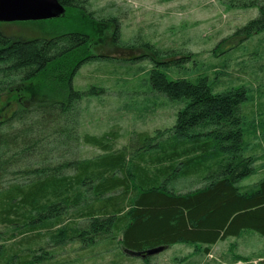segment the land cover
I'll list each match as a JSON object with an SVG mask.
<instances>
[{
    "label": "trees",
    "instance_id": "16d2710c",
    "mask_svg": "<svg viewBox=\"0 0 264 264\" xmlns=\"http://www.w3.org/2000/svg\"><path fill=\"white\" fill-rule=\"evenodd\" d=\"M58 1L66 8L63 18L72 19L76 31L27 41L0 30V101L8 94L20 106L6 120L1 112L7 107L0 108V226L5 228L0 231L4 241L0 264L43 263L50 254L43 247L38 249L40 256L27 249L24 258L7 257L5 244L36 233L23 243L32 247L45 236L41 230L49 233L55 248L78 243L89 249L114 242L119 235L123 251L135 256L180 243L210 247L239 238L246 230L264 237V180L251 192L238 186L256 173L253 160L242 156L241 106L246 91L213 94L206 78L195 83L172 81L161 69L178 61L161 59L158 50L144 44L141 47L151 53L122 60L149 59L154 64L150 75L154 92L187 101L170 136L140 134L130 149L120 151H114L110 136L80 137L78 105L85 94L74 88L77 73L89 62L113 60L116 55H93L91 44L102 34L104 22L88 13V0ZM245 6L259 8V17L223 42L237 40L231 48L264 32V6L255 2ZM111 23L113 43L119 46L118 21ZM89 93L95 95L96 89ZM82 142L105 155L58 160L56 150L63 158ZM152 151L154 156L148 155ZM219 156L227 162L205 167ZM16 167L20 170H13ZM203 168L211 172L204 189L178 194L166 187L173 174L194 175ZM18 176L23 182L6 181ZM70 211L84 220L83 225L64 222ZM141 258L143 264H151V256Z\"/></svg>",
    "mask_w": 264,
    "mask_h": 264
},
{
    "label": "rangeland",
    "instance_id": "374dc122",
    "mask_svg": "<svg viewBox=\"0 0 264 264\" xmlns=\"http://www.w3.org/2000/svg\"><path fill=\"white\" fill-rule=\"evenodd\" d=\"M251 2L264 6V0H88V13L104 22L99 36L102 41L95 37V43L91 44L93 55H116L117 60L89 62L78 71L74 88L85 94L78 105L79 136H110L114 151L130 149L132 139L140 134L154 137L163 133V139L170 136L169 132L187 101H172L154 92L150 83L154 64L149 59L133 63L122 60L148 53L150 50L141 46L149 44L160 52L161 59L178 61L176 65L161 69L172 81L195 83L206 78L213 94L234 89L246 91L247 100L241 106L242 156L253 160L256 173L238 186L243 192L256 190L264 180V32L234 48L230 43L235 44L237 40L223 43L259 17V8L245 6ZM113 19L118 21L120 28L119 46L113 43ZM73 25L72 19L60 18L2 23L0 30L9 37L28 41L74 32ZM129 46L136 47L131 49ZM92 87L96 89L95 95L89 93ZM10 98L5 94L0 101V108L7 107L1 112L3 120L20 107ZM154 154L152 151L148 155ZM56 155L59 161L70 158L90 160L105 153L82 142L68 156L62 158L57 150ZM226 159L225 156L210 158L205 167L217 168L225 164ZM132 161L134 159L129 160ZM155 168L150 167L151 171ZM13 170L19 171L20 168ZM210 175V170L204 168L194 175L173 174L166 187L178 194L193 193L208 186ZM14 179L18 181L20 176L6 181ZM71 213L64 222L76 221V224L83 225L84 220ZM4 230L0 226V231ZM46 232L40 231L45 236L32 242V247L23 243L36 233L7 241V257L18 255L24 258L27 249L36 250L40 256L42 252L38 249L43 247L50 254L43 263L37 264H143L141 256L123 251L118 244L119 235L114 242L104 241L89 249H83L78 243L55 248ZM1 244H4L3 239H0ZM207 247L180 243L163 248L159 254L151 256V264H264V237L253 230L244 231L239 238L231 237L210 246L205 252Z\"/></svg>",
    "mask_w": 264,
    "mask_h": 264
},
{
    "label": "water",
    "instance_id": "95a60500",
    "mask_svg": "<svg viewBox=\"0 0 264 264\" xmlns=\"http://www.w3.org/2000/svg\"><path fill=\"white\" fill-rule=\"evenodd\" d=\"M65 15L66 8L58 0H0V23L43 22ZM162 250L158 248L137 256H154Z\"/></svg>",
    "mask_w": 264,
    "mask_h": 264
},
{
    "label": "crops",
    "instance_id": "0c3cea01",
    "mask_svg": "<svg viewBox=\"0 0 264 264\" xmlns=\"http://www.w3.org/2000/svg\"><path fill=\"white\" fill-rule=\"evenodd\" d=\"M214 246H216V245H214Z\"/></svg>",
    "mask_w": 264,
    "mask_h": 264
}]
</instances>
